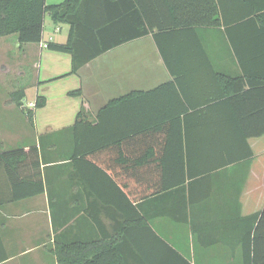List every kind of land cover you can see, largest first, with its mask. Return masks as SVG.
I'll return each instance as SVG.
<instances>
[{
	"label": "crops",
	"instance_id": "1",
	"mask_svg": "<svg viewBox=\"0 0 264 264\" xmlns=\"http://www.w3.org/2000/svg\"><path fill=\"white\" fill-rule=\"evenodd\" d=\"M192 30L170 35L169 66L147 35L76 74L69 54L47 47L65 44L69 32L48 13L39 43L0 38L36 57L34 93L25 89L23 98L30 97L33 123L14 145L0 137V153L36 146L44 185L0 205V264H58L60 243L118 240L123 223L124 264H243L244 240L264 241V133L256 134L264 128V34L246 25ZM193 36L205 55L189 45ZM76 121L85 146L97 151L73 159ZM20 175L0 169V196L33 188L34 161ZM193 180L199 200L190 202ZM144 190L158 193L132 200ZM132 205L154 235L139 230ZM257 253L264 256V244Z\"/></svg>",
	"mask_w": 264,
	"mask_h": 264
},
{
	"label": "trees",
	"instance_id": "2",
	"mask_svg": "<svg viewBox=\"0 0 264 264\" xmlns=\"http://www.w3.org/2000/svg\"><path fill=\"white\" fill-rule=\"evenodd\" d=\"M48 13L55 24L65 23L69 25V32L65 44H48V49L56 52L67 53L71 56V73L78 70L100 54L127 41L143 36L151 35L159 49L164 62L169 66L167 49L171 42L172 33L191 30L197 27H223L225 30L240 25L255 27L264 34V0H64L55 5H47L45 0H0V38L15 34L20 44H37L42 39L44 16ZM229 33V32H228ZM194 35V34H193ZM232 42L231 36L229 37ZM185 44L181 40L177 45ZM189 43V42H187ZM201 55H205L197 37L193 36L189 43ZM178 49V48H176ZM70 95H81V91H73ZM25 96L24 89H18L10 93V98L16 106H21ZM45 101L37 97L34 108H40ZM22 107V106H21ZM23 111H25L23 109ZM30 124L33 123V110L28 109L25 113ZM83 123L76 121L71 128L74 145L72 158L77 155L96 152L90 151L92 147L85 146L82 140ZM264 133V128L256 134ZM96 147V146H95ZM99 148V147H96ZM250 154V152H249ZM34 161L37 179L32 183L30 190L15 192L11 197L0 196V205L3 202L26 198L42 193L43 182L40 179V158L36 146L28 148H16L0 153V169L12 171L14 175H22V169ZM127 161H121L126 164ZM143 162V166H144ZM20 175V176H21ZM188 181L193 175L188 174ZM28 181L27 176L23 181ZM181 182H184L182 179ZM193 181L189 182V201L199 199L193 196ZM158 191H140L137 196H131L132 200L142 201L157 194ZM208 190L200 196L206 198ZM136 215L139 230L149 231L152 229L144 220L136 207L132 205ZM264 219V209L261 212ZM261 219L260 221H263ZM129 225L122 224L121 238L118 240L103 242H71L60 243L56 248L58 264H124L123 250L129 245ZM156 236V235H155ZM258 237L251 241L244 240L243 264H264V256L257 253ZM6 259L5 254L0 260Z\"/></svg>",
	"mask_w": 264,
	"mask_h": 264
},
{
	"label": "rangeland",
	"instance_id": "3",
	"mask_svg": "<svg viewBox=\"0 0 264 264\" xmlns=\"http://www.w3.org/2000/svg\"><path fill=\"white\" fill-rule=\"evenodd\" d=\"M46 19L47 35L53 24L49 22V18ZM23 52L17 42H0V137L7 136L6 144L12 143L11 145L18 143L19 138L28 132L30 122L25 113L33 107H27L30 97L23 99L22 107L16 106L10 98L11 91L21 88L26 89L31 97L34 93L36 68L33 67V61L36 57L26 56Z\"/></svg>",
	"mask_w": 264,
	"mask_h": 264
}]
</instances>
